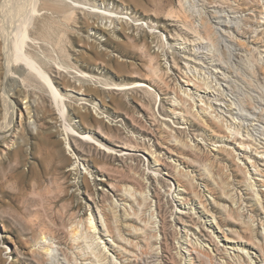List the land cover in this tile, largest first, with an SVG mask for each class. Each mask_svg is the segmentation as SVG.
I'll list each match as a JSON object with an SVG mask.
<instances>
[{"label":"rangeland","instance_id":"rangeland-1","mask_svg":"<svg viewBox=\"0 0 264 264\" xmlns=\"http://www.w3.org/2000/svg\"><path fill=\"white\" fill-rule=\"evenodd\" d=\"M21 2L68 108L26 75L0 139V264H264V0Z\"/></svg>","mask_w":264,"mask_h":264},{"label":"bare ground","instance_id":"bare-ground-1","mask_svg":"<svg viewBox=\"0 0 264 264\" xmlns=\"http://www.w3.org/2000/svg\"><path fill=\"white\" fill-rule=\"evenodd\" d=\"M16 1L15 0H0V70H1L0 71V79L1 78L3 79L2 85H0L1 86V88H0V97L1 98L0 99H2L3 107H4L3 108V114H2V120L0 122V139L8 136L9 134H12L14 131L13 129L15 128V118H16L17 110L20 109V111L22 112L21 108H19V106L17 105L18 102L15 101V97H18L19 94L23 95V91L25 92V90H23L25 88L24 85H26L25 84V77L29 73H32V74L36 73V74H38V76H41L44 79V81H46V84H48V87L51 90V93L53 95L55 102L58 104H60V103L62 104L61 110L63 113H65L67 108H68V105L65 103V100H64L65 96L59 90V88L55 85L53 78L50 77L51 75L49 76L48 74H46L45 73L46 71H44L42 69L43 67L41 68L38 65V63L34 60L32 55L29 54L30 52H28V50L26 51V49H25L26 41H27L28 37H30L29 33H27L28 32V29H27L28 24L27 23H29V25H30V23H31L30 21H32L31 17H33L32 16L33 13L34 12L36 13L37 10L35 9L34 12L32 11L31 16H29V14L24 15L23 13H25V12H23L24 10L22 9L24 7L22 5L21 0H19L17 2ZM28 1H30V0H28ZM36 2H38V1H36ZM24 3H25V0H24L23 4ZM33 3H35V0H33ZM35 5H36V3L34 4V6ZM27 6H29V5H27ZM27 6H25V8ZM32 8H34V7L32 6ZM28 9L29 8L27 7V9H25V10L28 11ZM30 9H31V6H30ZM30 9H29V11H30ZM95 26L102 33H107V28H105L101 25H95ZM219 26H222L223 28H225L226 24L224 23L223 20H219ZM233 50L237 51L235 47L231 46V51L233 52ZM136 83L138 85L148 86L151 88V86L149 84H147L143 81H137ZM186 85L190 86L193 84L190 81L186 80ZM20 99H21V97H20ZM56 114H57V112H56ZM56 116H58V115H56ZM69 129L71 130V132H73L74 135H76L82 139L89 138V135L84 134V133H79L74 127H69ZM239 147L241 149H244V147L241 145ZM124 148H125V151H123V153L121 155L130 154L129 150H132V149L128 148L126 146H124ZM61 156H63V155H61ZM102 181H104V180H102ZM262 181L264 183V179H262ZM112 185L113 184H110V187L112 189H114ZM181 212H182V214L183 213H187V214L189 213L186 211L185 212L181 211ZM202 212H203V214H206V217L208 218L209 226L220 228L217 225V222L215 220V216H212L210 213H208L206 211H202ZM91 214H90V216H87L86 219L89 222V228L93 229V231H96L97 230V223L95 221V217L91 216ZM188 216H189V220L191 222H193L194 220L192 219V217H190L189 214H188ZM189 225H193V224L189 223ZM104 229H106V232L108 234L112 233L113 230H111V229H113V227H112V221H111L110 217L105 219ZM218 231L222 232L221 229ZM112 236H113V234H112ZM49 237L47 235H44V233H43V235L39 238V241L40 242L41 241L46 242L48 244V242L50 241ZM224 239L226 241V244H225L226 247L232 248V249L237 250V251L241 250V248H239L237 246V244L235 243V240L230 239L228 237H225ZM109 240L110 239H108V241ZM47 244H45V245H47ZM112 245L118 249H125L124 245L120 244L119 241L118 242H112ZM105 248H107V245ZM45 253L50 254L51 253V247L47 246V248L46 247L39 248L38 255L42 256V255H45ZM36 255H37V253H36ZM41 262H42V260H41Z\"/></svg>","mask_w":264,"mask_h":264}]
</instances>
